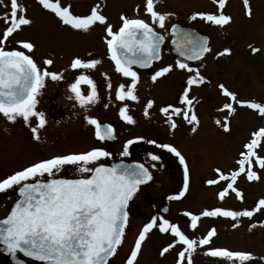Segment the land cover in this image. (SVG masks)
Here are the masks:
<instances>
[{"label":"snow or ice","instance_id":"6c2138e0","mask_svg":"<svg viewBox=\"0 0 264 264\" xmlns=\"http://www.w3.org/2000/svg\"><path fill=\"white\" fill-rule=\"evenodd\" d=\"M161 0H143V7L136 5L135 16L120 15L121 23L114 30L109 18L104 14L106 0H92L87 11L74 10L71 0H36L42 10L50 13L64 29L89 34L97 26H103V36L108 58L114 65V72L126 79L115 87V100L121 102L118 109L120 120L135 125L137 120L130 110L128 102H139V68H152L153 62L161 60V45L164 35L157 31L166 29V24L175 13L160 10ZM216 10L212 12L194 11L189 19L203 20L206 23L224 27L233 17L225 12L228 0H213ZM244 14L251 19L253 9L250 0H243ZM142 14L147 19L142 18ZM0 115L8 122L21 119L30 130L32 139L41 140L40 130L47 124L46 115L37 109L38 97L46 81L65 80L69 69L74 79L68 83L74 99L79 106L88 109L101 101L97 81L90 70H96L103 63L92 51L85 56L74 55L66 69L51 70L55 59L52 54L35 58L37 43L19 34L30 29L35 23L29 14L26 0H0ZM170 32L172 43L183 59L152 69L150 79L153 83L169 74L180 71L185 73L177 101L158 108L163 123L169 133H174L180 122L190 126L193 134L201 124L197 106L203 97L194 94L195 89L212 84L208 75L200 68L193 67L188 61L202 60L212 52L209 37L193 31H187L178 24H172ZM253 54L261 48L248 45ZM231 48L215 53L217 57L230 55ZM78 73V74H76ZM105 81L107 98L112 100L113 83L108 72H101ZM82 85L88 86L85 93ZM222 103L216 108L218 113L214 123L224 133L232 131V120L239 115L240 109L255 113L262 123L250 131L248 139L242 143L234 163L227 169L216 166L212 175L204 180L208 186H216V198L223 202L233 196L245 201L244 190L239 186L243 177L247 182L264 180V99L242 98L238 92L224 83L215 85ZM155 99H147L143 105V116L150 118V109ZM105 108L108 103L103 105ZM33 118L35 123L33 124ZM86 123L94 128L99 141L114 140L116 129L110 123H102L97 117L85 115ZM138 141H145L155 147L173 154L182 168V186L167 196L169 201H181L190 191L191 170L186 156L171 142H158L145 136L127 139L120 152L121 157L131 155L129 148ZM151 161H160L159 154L149 152ZM112 153L103 146H91L82 151H68L37 159L26 166L12 170L0 176V193L9 190L18 192V197L10 206L7 215L0 219V244L13 258L18 254L36 262V264H139L145 244L154 236H167L158 250L161 258L175 250L174 264H194V254L202 250L203 255L215 261H227L229 264H264V255L248 250H234L215 246L213 239L218 235L215 226L200 234L198 229L202 218H227L232 221L231 228H239L244 218L249 221V231L264 228V197L253 206L234 209L219 204L205 207L198 212L182 211L186 218L184 226L174 217L165 215L168 207L151 215L137 230L127 252L121 258L119 253L127 243L126 230L130 224L129 202L145 185L153 179L148 164L139 161L125 163H107ZM65 166H74L77 175L73 178H57V173ZM49 177L42 180L41 177ZM28 259L20 264H28Z\"/></svg>","mask_w":264,"mask_h":264},{"label":"rangeland","instance_id":"374dc122","mask_svg":"<svg viewBox=\"0 0 264 264\" xmlns=\"http://www.w3.org/2000/svg\"><path fill=\"white\" fill-rule=\"evenodd\" d=\"M161 2L164 3V7L159 8L157 6L158 9H169V11L175 13L174 16L169 18L166 26L179 19L182 23L194 26L211 36L210 47L212 48V52L206 55L205 68L201 69L202 72L209 75L212 79V84L210 85L213 86L210 89L216 90L215 84L222 82L230 89L237 91L242 98H255L257 100L264 98V0H250L253 9V17L251 19L244 14L243 0H229L225 12L230 14L233 20L224 27L216 25L208 26L201 21H192L187 18L194 11L210 12V8L215 11L213 0H161ZM72 3L76 10L79 9V4L76 2ZM138 4L143 7V0H106L104 11L106 10L105 14L108 13V16H110V13L119 14L120 12L123 14L131 13V16H135L134 9ZM35 15L37 14H32V17L37 19ZM142 16L146 15L142 14ZM54 20L56 23L58 22L55 18ZM54 25L57 28L55 30L51 29V27H47L43 30L34 24L31 27L36 30L34 38L38 40V43L44 46V53L46 56L49 54L54 56L56 64L51 66V70L66 69L74 55L78 54L85 56L87 51H92L95 56L101 58L99 54L104 53V46L102 43H97L99 39L98 34L100 32L98 34L97 32L92 33V30L90 34L83 35L68 31L61 26L58 27L59 25L57 26V24ZM0 27H3L2 22H0ZM100 31L102 32V30ZM164 32L166 31L164 30ZM96 34L98 36L95 37ZM104 34L103 31L100 36ZM86 36H91V45L88 47L86 46L88 40H84ZM97 37L98 39L96 40ZM71 39L74 41H71ZM249 44L261 48V51L253 54L248 47ZM226 47L231 48L232 51L230 55L219 57L215 55V53L223 51ZM170 48V44L167 43L162 51L164 60L159 63L158 67L168 63H174V59L169 51ZM37 52L38 50L35 51V55L39 60L41 54ZM56 56H64L67 61L64 59L65 62L62 60L59 62L57 60L60 58ZM104 71L108 72V74L111 73L105 62L98 66L96 69L97 75L93 76V79L97 81L98 86H102L100 92L106 97L103 104H109L107 110L108 118H112L115 121L119 139L117 145H108L107 149L112 153V157L108 159L123 158L125 160H131L138 157V159L146 164L154 163L156 165L154 168L155 176L152 183L142 186L131 201L130 213L133 214V216L131 215L130 224L126 230L127 243L123 246V250L128 249L142 223H144L149 216L161 211V208L165 205L169 207V212L165 215L174 217L175 220L179 221L181 225L184 226L186 218L181 215L184 210L198 212L205 207L217 204L224 207L239 209L241 207L253 206L259 198L264 197V180L249 183L244 180L243 177L240 179L239 186L245 193V201L243 204H241L234 195L226 198L223 202L218 201L215 195L217 187L204 184V180L211 177L214 167L220 166L224 168L228 165L229 162L222 161L221 156L224 157V155L229 154L228 156L234 159L241 148L242 140L247 138L249 130H254L255 127L262 123L261 119L256 116L255 113L251 112V116H249L251 120L247 121L248 118L246 117L243 119L242 117L244 114L239 112V115L234 117V119H238H236V122H232V131L230 134L224 133L215 123L211 122L212 119L210 118L206 119L204 129L195 134L189 131L190 126H186L187 133L184 131L180 133V130L172 133L173 137H171V141H173L181 152L188 157L191 170V181L190 191L186 198L181 201H169L167 196L171 195L182 186V172L178 160L173 154L167 156L168 154L164 153L165 151L161 149L162 154L160 156L162 161H151L150 157L144 156V154L140 152L144 148L147 149L151 147L152 149H157V147L146 142H137L131 145L129 148L131 155L128 157H121L119 155L122 151L123 143L127 139L138 136L136 135L139 133L137 132V127H140V125L143 127L144 124L139 120V123L129 125L120 120V118L118 119L115 117L116 113L118 115L119 107L122 106L121 102L115 100V87L119 83H126L127 81L123 77H115L113 79V76L109 74L113 83L112 100L109 101L105 94V91H107L105 81L100 75V73ZM68 73L74 74L70 69ZM91 74L94 75L95 70H91ZM173 74L174 76L162 79L156 87L150 89L151 91L154 90L157 92V95L153 97V99H156L155 105H159L160 101L162 104L168 101L174 103V100L176 102L175 97L178 96L182 86L180 81L182 78H185L186 74L180 71H175ZM148 81L149 78L145 75L140 76V82L138 84V95L140 96L139 104L137 102H128L134 116L136 104L139 105V112L143 114L142 101L150 99L149 94L152 93L147 92L150 85ZM53 83L55 84V82ZM51 85L52 84L49 83L47 89H51ZM60 92L63 93L66 91L60 88ZM65 97L67 98L63 100V105L68 107L66 114L67 118L64 120V123L60 124L51 121V125L47 124L45 128L41 129V140L39 142L32 139L30 130L22 122L10 126L7 130L6 143L10 145V148L14 147V145L22 146V148L16 152L17 156L23 157L22 166H24V162L27 165L37 159L46 158L50 155L68 151L85 150L89 142L88 137L90 134L89 125L86 123L84 117L85 115H100L99 106L95 104L85 112L74 99H70V96L66 94ZM222 100V97L216 90L212 105H220ZM43 108L44 105H42V102L37 105L39 111H43ZM155 112H157V110H155ZM156 117L158 118L157 113ZM157 118L151 122H153L152 125L155 126V129L157 128V132L159 131L161 134L159 135L157 132H154L150 137L147 132L145 136L148 139H156L159 142H165L169 139H164V130L161 128V125L158 124L160 121L157 120ZM153 119L154 116L152 115V120ZM138 145H141V150H139ZM215 156L217 158H215ZM73 168L75 167L65 166L63 169L71 170ZM73 175H77L76 171ZM262 175H264V173H262ZM156 182H160L161 186L157 187ZM15 200L16 197L14 194L0 193V218L8 213L10 206ZM143 218H145V220H143ZM257 218L264 219V215L257 214V217H254V219ZM231 223L232 221L227 218H202V226H199L198 231L200 234H203L209 227L215 226L218 231V235L213 240L215 246L227 247L234 250H248L257 255H264V228L258 227L249 231L247 227L249 221L247 218H244L242 225L237 229H232L230 226ZM167 239V236L154 235L145 244L142 255L139 258V264H174L175 250L166 254L163 258L158 254L160 246ZM0 264L5 263L3 260H0ZM194 264H229V262L215 261L213 258L204 256L202 250H198L194 254Z\"/></svg>","mask_w":264,"mask_h":264},{"label":"flooded vegetation","instance_id":"af4514ba","mask_svg":"<svg viewBox=\"0 0 264 264\" xmlns=\"http://www.w3.org/2000/svg\"><path fill=\"white\" fill-rule=\"evenodd\" d=\"M26 2L29 5V14L31 16H32V14H37V15H35V17H37V19H34L32 17L34 19V21H35V23H34L35 26H37V27H39L40 29H43V30L45 28H47V27H51V29H53V30L57 29L54 24H57V26H58L59 23L58 22L57 23L55 22L54 17L50 13L42 10L41 7L36 3V0H26ZM71 2H76L77 4H79V9L76 10L74 8L75 11L85 12V11H87L88 6L92 3V0H71ZM163 5H164V3L163 2H160L157 6L159 8H162V7H164ZM213 5H214L215 10H216V5L214 4V2H213ZM166 8H167V6H166ZM163 10L169 11V9H163ZM209 10H210V12H212L211 10H213V9L210 8ZM105 11H104V14H105ZM121 13L122 12H120L119 14L118 13H114V14L110 13V16H108V13L105 14V15L108 16L109 22L113 25L114 30L121 23V21H120V15H121ZM125 15H127L129 17H134V16H131V13H128V14H125ZM50 17H52V18H50ZM189 17H187V18H189ZM142 18L147 19L146 16H142ZM196 21H201L203 24H206L208 26H213L212 24L206 23V22H204L203 20H200V19H197ZM176 23L177 24H180L181 26H184V27L194 28L199 33L207 35L209 37V44L211 42V36L210 35H208V34L202 32V31H200L199 29L195 28L194 26H191V25L182 23L181 21H179V19L173 21L168 26H166V29H164L166 32H164V30L159 29V27H157V31H160L164 35V37H165L164 42L162 44V48H161V57H162L161 60H159L158 62L154 63L152 65V68L139 69V68H136L135 67L137 71L139 69L140 76L145 75L147 78H149V81L148 82H150V85H149V88L147 89V92L148 93H150V92L152 93V94H149L150 99H153V97L157 95L156 94L157 93L156 91H154V90L151 91L150 89H153L154 87H156L157 84L162 79H165L167 77L170 78L171 76H174L173 73L171 75L169 74L165 78L158 79V81L155 82V83H153L151 81V79H150V76H151L150 74L152 72V69L158 68L159 63L162 62V60H164V58L162 56V51L166 47V44L169 43L170 46H171L172 35H171V32H170V27H171L172 24H176ZM60 26L61 25H59L58 27H60ZM92 30H93L92 33L93 32H97V34H98L100 32L98 34L99 35V39L97 37L96 40L98 39L97 40V43H102L103 44V46H104V53L99 54V56L101 57L102 61L105 62V64H107V66L109 67V71L111 72L109 74L111 76H113V79L115 77L120 78L121 76L119 74H117V73L114 72V65H113L112 61L108 58L107 50H106V45H105L104 40H103V36L105 34L102 35V36H100V34L104 31L103 26L97 25ZM100 30H102V32ZM35 32H36L35 29L30 28V29H25V31L22 32V33H20L19 35L22 36V37L31 38V39H33L37 43V49H36V51L38 50L37 53H40L41 56H40L39 60L36 57V55H35V58L37 59V61L39 63V62H42V58L45 57L46 54L44 53V50H45L44 46H42L40 43H38V40L34 38V36L36 35ZM60 34H62V33H60ZM97 34L95 35V37L98 36ZM169 34H170V37H169ZM90 39H91V36H86L84 38V40H88V43L86 44L87 47L91 45ZM71 41H74V40L71 39ZM60 45H63V44H60ZM169 51H170V49H169ZM171 55H172V57L174 59L173 62L175 63V61L177 59L175 58V56L172 53H171ZM206 55L204 56V58L202 60H196V62L193 61V62H191L189 64L192 65L193 67L200 68V69H204L205 68V64H206V61H205ZM57 58H60V59L57 60L59 62H61V60L64 61V59H66L64 56H60V57H57ZM97 58H99V57H97ZM65 61H67V59ZM54 64H56V63H54ZM76 74H78V73H76ZM95 75H97L96 70H95V74L92 75V76H95ZM208 77H209V75H208ZM73 79H74V74H69L68 71H67V72H65V80L59 81L61 83L55 82V84H54L53 81H51V80L46 81V85L42 89L41 95L38 97V99H39V103L38 104H40L42 102V105H44L43 112L46 115V119L48 121L47 122L48 125H51V121L52 122H55V123H58V124L64 123V120L67 118L66 114H67V111H68V107L66 105H63L64 104L63 103V100L65 98H67V97H65L66 94H67V96H71L72 95L71 92H70V90H69V88H68V83H70ZM209 79L212 81V79L210 77H209ZM221 79H223V78H221ZM217 80H219V79H217ZM217 80H215V81H217ZM183 82H184V78L181 79L180 84H183ZM49 83L52 84L51 85V89H47L48 86H49ZM212 86L213 85H205V86H202L199 89H195L194 90V94H196L198 97H203V101H202L201 105L200 106L199 105L197 106V112H198V115H199L200 120H201V124H200V127H199L198 131H201L202 129H204V124L206 123V119L207 118L212 119L211 122L214 123V120H215V118L217 116H222L224 114V113H218L216 111V108L219 105H215V104L212 105L213 100L215 99V91L217 90V89L216 90L215 89L214 90L213 89H210ZM60 88L65 89L66 92H63V93L60 92ZM82 89H83V91L85 93H87L88 86L87 85H82ZM101 89H102V86H98V90L100 91ZM100 94H101V101L96 104L97 106H99L98 109L100 110V115L96 114V115H92V116L97 117L102 123H105V124L110 123V124L114 125V127L116 129V138L114 140L99 141L95 137V135H94V128L89 125V134H90L89 137H88L89 138V142L87 143V146H86L85 150L88 149L91 146H103V147H105L107 149L108 148V145H111L112 146V145H115V144L117 145L118 144V140L119 139H118V135H117V125H116L115 121L112 118H108V111H107L108 110V107L105 108L103 106L104 105L103 103L105 102V98L106 97H104L102 95V92H100ZM105 94L107 96V91H105ZM177 97H175L176 98V101H177ZM262 99H264V98H261V100ZM145 101L146 100L142 101V103H143L142 104V107H143ZM171 102L172 101H168V102L162 104L161 101H160L159 102V105H154V107L152 109H150V118H145L143 116V114H141L139 112V110H138L139 109V105L136 104L135 116H136L137 123H139V120H141L142 121V124H144L143 127H142V125L139 124L140 127H137V132H139V133L136 134V135H138V136H145V134L148 132V134L151 137V134H153L154 132L155 133L157 132V128L155 129V126L152 125L153 122H151V121H154L157 118L156 117V113H157L158 114L157 120L160 121V123H158V124H160L161 125V128H163V130H164L163 131V137H164V139H169V140H167L165 142H171V143H173V141H171V137H173V134L172 133H169L168 129L166 130L167 126L163 123L162 114L159 113V111H158V108L159 107H161V106H163V105H165L167 103H171ZM174 102H175V100H174ZM137 103L139 104V102H137ZM155 110H157V112H155ZM240 113H243L244 114V116L242 117L243 119H245L247 117L248 118L247 121H250L251 120V118L249 117V116H251V112L249 110H247V109H240ZM152 115L154 116V119L153 120H152ZM115 117L119 119L117 113H116ZM236 119H238V118H236ZM236 119L233 118L232 122H236ZM21 122L23 123V121L18 118V120L15 123H11V122H8L2 115H0V176L5 175L6 173H8V172H10L12 170L19 169V168L23 167L22 164H21V163H23L22 162L23 157L17 156V154H16V152L19 151L22 148V146H19V145L18 146H15L14 145V147H11L10 148V145L8 143H6V141H7V132H8L7 130L9 129V127L10 126H13L15 124H20ZM32 122L33 123L35 122V118H33V121ZM47 124H46V126H47ZM201 125H202V127H201ZM232 125H233V123H232ZM186 126H188L186 123L180 122V127L177 130H180V133H182V131H184L185 133H187L186 132V130H187L186 129ZM250 131H252V129H250L248 133H250ZM158 132H157V134L160 135L161 132H159V133ZM248 137H249V134H248L247 138H244L242 140L241 145H242L243 142H245L248 139ZM139 142L140 143L141 142L144 143L145 141H138V143ZM138 148H139V150H141V145ZM163 151H165L164 153L168 154L167 156H169L170 153H168L166 150H163ZM149 152H153V153H156V154H159V155L162 154L161 149H159V148H157V149L153 148L152 149L151 147H148L147 149L146 148L142 149V151L140 153H143L144 156L145 155L148 156V153ZM19 154H20V152H19ZM228 155L229 154H226V155H224V157L221 156V160L224 161V162L228 161L229 162L228 165L231 166L234 163V159L235 158L234 159H231V156H228ZM186 158L188 160V157H186ZM215 158H217V157L215 156ZM121 159H123V158L113 159V160L112 159L109 160L107 158L105 162L110 163L112 161H117V160H121ZM123 160L124 161H127V162H133V161L142 162L140 159H138V157L133 158L131 160H125V159H123ZM161 161H162V159L160 160V162ZM142 163H144V162H142ZM147 165L148 164H146V166ZM228 165L225 166L224 168L227 169L229 167ZM24 166H26L25 162H24ZM163 167H165V166H163ZM180 168H181V166H180ZM150 171L152 172L153 179H154L155 169L154 168H150ZM74 172H75V168H73L71 170L70 169L69 170L63 169V170H61V171H59L57 173V177L73 178V177H75L73 175ZM181 172H182V168H181ZM40 179L46 180V179H49V177L45 176V177H41ZM153 179L150 182H148L147 184L152 183ZM147 184H145V185H147ZM156 186L157 187H160L161 186V183L160 182H156ZM17 193L18 192L14 191V190H9L7 193H3V194H14L15 197H16V199H17ZM131 204L132 203L130 201L129 202V213H130V206H131ZM131 215L133 216V214L130 213V217H131ZM1 218H3V217H1ZM143 220H145V218H143ZM200 225L202 226L201 222H200ZM127 250L128 249H124V250L121 249L120 250L119 255H120L121 258L125 255V253L127 252ZM26 259H28V258H25V260ZM0 260H3L5 264H11V262L9 261V259L6 258V257H3L2 255H0ZM153 260H155V259H153ZM28 264H36V262L31 261L30 259H28ZM110 264H111V262H110ZM116 264H121V260H116Z\"/></svg>","mask_w":264,"mask_h":264},{"label":"water","instance_id":"95a60500","mask_svg":"<svg viewBox=\"0 0 264 264\" xmlns=\"http://www.w3.org/2000/svg\"><path fill=\"white\" fill-rule=\"evenodd\" d=\"M177 24V23H176ZM181 28H184L185 30H187V31H195V32H197V33H199L197 30H195L194 28H191V27H184V26H181L180 24H178ZM200 35H204V36H207V35H205V34H201V33H199ZM173 35H172V39H171V48H170V51H171V53L175 56V58L178 60V59H183V57H181L180 55H179V53L177 52V50H176V46L172 43V40H173ZM161 47H162V45H161ZM159 61V60H158ZM158 61H154L153 63H155V62H158ZM195 62H196V60H194ZM191 62H193V61H188V63H191ZM134 67H137V68H139L138 66H134ZM140 69H144V68H140ZM120 160H117V161H112V162H110L109 164H111V163H114V162H119ZM125 163H132V162H127V161H124ZM142 186V185H141ZM17 196H18V193H17ZM165 207H167V206H165ZM164 208V207H163ZM162 208V209H163ZM3 219V218H2ZM0 254L2 255V256H4V257H7L8 259H9V261L12 263V264H20V261H22V260H25L24 258L25 257H23V255L22 254H18V256L17 257H15V258H13L10 254H8L5 250H4V246L2 245V244H0Z\"/></svg>","mask_w":264,"mask_h":264}]
</instances>
